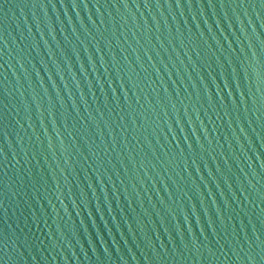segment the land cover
<instances>
[{
	"label": "water",
	"instance_id": "obj_1",
	"mask_svg": "<svg viewBox=\"0 0 264 264\" xmlns=\"http://www.w3.org/2000/svg\"><path fill=\"white\" fill-rule=\"evenodd\" d=\"M0 264H264V0H0Z\"/></svg>",
	"mask_w": 264,
	"mask_h": 264
}]
</instances>
